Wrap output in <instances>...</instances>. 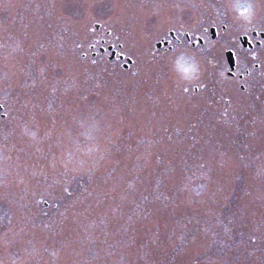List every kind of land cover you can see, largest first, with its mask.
Listing matches in <instances>:
<instances>
[{
    "label": "rangeland",
    "instance_id": "1",
    "mask_svg": "<svg viewBox=\"0 0 264 264\" xmlns=\"http://www.w3.org/2000/svg\"><path fill=\"white\" fill-rule=\"evenodd\" d=\"M237 5L0 0V264H264V46L239 40L264 3Z\"/></svg>",
    "mask_w": 264,
    "mask_h": 264
},
{
    "label": "flooded vegetation",
    "instance_id": "2",
    "mask_svg": "<svg viewBox=\"0 0 264 264\" xmlns=\"http://www.w3.org/2000/svg\"><path fill=\"white\" fill-rule=\"evenodd\" d=\"M202 1L203 0H194V4H195L194 9H192V7L186 6V0H164V4H165V8H168V7L171 8L172 14L175 15L176 20L185 22L186 15H188L190 16V19L194 20L196 23L197 21L198 22L200 21L198 16L201 12ZM245 1L247 5L251 6L249 9V12L251 11L250 18H253V15H256L260 2L264 3V0H245ZM211 14L212 12L208 13L209 16ZM199 29L197 31H196V28L194 30H189V31H186V29L184 28L176 29L174 27L171 29H168L166 33L168 34L169 40L162 39L161 41L156 43L155 47L157 50H161L162 48H165V51H171L173 49L172 43L180 45L181 41L185 40L187 43L191 45L192 48H195L197 44L203 45V42H204L203 39L198 36L199 33L202 34V31L204 35L210 34L211 35L210 38L213 40L217 38L215 22H211V26L208 30L207 28L203 30L202 28L200 30ZM224 29H225V26L222 27V30ZM249 36H251L254 39L253 40L254 44H252V42L249 40ZM258 37L261 38V41L257 39ZM239 40H240V43H242L243 47H247L251 50H253L254 47L261 48L264 46V44L261 43L262 41H264V33H258L257 30L253 26H250L245 32V34L240 36ZM102 44H104V42H102ZM107 50H110L111 58L114 57L115 59L117 55L116 51H114L111 46H109ZM100 52L103 53L104 50L100 49ZM119 58H123V57H121L120 55ZM236 65H237V60H236ZM243 77L244 76L240 75L239 79H243Z\"/></svg>",
    "mask_w": 264,
    "mask_h": 264
},
{
    "label": "water",
    "instance_id": "3",
    "mask_svg": "<svg viewBox=\"0 0 264 264\" xmlns=\"http://www.w3.org/2000/svg\"><path fill=\"white\" fill-rule=\"evenodd\" d=\"M225 56H226V60H227L230 70L233 71L235 68L234 54L231 51H227L225 53ZM230 75H232V73H230Z\"/></svg>",
    "mask_w": 264,
    "mask_h": 264
},
{
    "label": "snow or ice",
    "instance_id": "4",
    "mask_svg": "<svg viewBox=\"0 0 264 264\" xmlns=\"http://www.w3.org/2000/svg\"><path fill=\"white\" fill-rule=\"evenodd\" d=\"M237 7H245L244 5H237ZM250 5L246 6L245 9H250ZM262 44H264V41L261 42ZM253 58L255 59V53H253ZM182 70L185 73H190V72H194L195 71V67H184L182 66ZM221 75H223V73H221ZM188 89L185 88L184 91H187Z\"/></svg>",
    "mask_w": 264,
    "mask_h": 264
},
{
    "label": "clouds",
    "instance_id": "5",
    "mask_svg": "<svg viewBox=\"0 0 264 264\" xmlns=\"http://www.w3.org/2000/svg\"><path fill=\"white\" fill-rule=\"evenodd\" d=\"M244 12H245V13H249V15L245 17V19H250V12H249V9H244ZM178 68L180 69V71H182L183 73H185V72L182 70V66L179 65V63H178Z\"/></svg>",
    "mask_w": 264,
    "mask_h": 264
}]
</instances>
